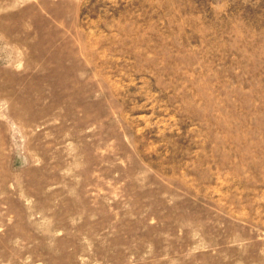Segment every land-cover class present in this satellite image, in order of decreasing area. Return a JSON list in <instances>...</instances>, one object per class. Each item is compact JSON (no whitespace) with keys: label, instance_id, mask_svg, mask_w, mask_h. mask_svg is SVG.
<instances>
[{"label":"rangeland","instance_id":"obj_1","mask_svg":"<svg viewBox=\"0 0 264 264\" xmlns=\"http://www.w3.org/2000/svg\"><path fill=\"white\" fill-rule=\"evenodd\" d=\"M0 264H264V0H0Z\"/></svg>","mask_w":264,"mask_h":264}]
</instances>
